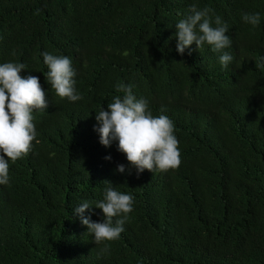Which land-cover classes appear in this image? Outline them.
Returning <instances> with one entry per match:
<instances>
[{
    "label": "trees",
    "instance_id": "1",
    "mask_svg": "<svg viewBox=\"0 0 264 264\" xmlns=\"http://www.w3.org/2000/svg\"><path fill=\"white\" fill-rule=\"evenodd\" d=\"M193 5L221 18L229 47L178 53ZM45 52L70 58L81 99L56 94ZM6 62L39 78L48 107L33 110L36 139L0 185V264H264V0H0ZM120 83L173 121L178 168L137 175L118 141L100 143L96 113L123 98ZM108 187L133 210L118 239L96 244L74 209L87 202L83 216L102 222Z\"/></svg>",
    "mask_w": 264,
    "mask_h": 264
},
{
    "label": "clouds",
    "instance_id": "2",
    "mask_svg": "<svg viewBox=\"0 0 264 264\" xmlns=\"http://www.w3.org/2000/svg\"><path fill=\"white\" fill-rule=\"evenodd\" d=\"M211 9L198 10L192 6L191 15L176 24L177 51L181 55L193 43L200 49L205 43L219 52L231 45V38L226 35L229 29L219 16L209 15ZM244 22L256 26L260 23L259 13H245ZM215 24V27L213 26ZM190 54V53H189ZM44 63L48 66L47 79L51 82L56 94L70 101L81 97L76 93L74 77L76 72L72 61L67 56H54L43 53ZM233 56L224 52L219 56L220 63L227 67ZM26 68L23 63L6 62L0 64V185L9 180V160L15 162L26 156L32 148L37 132L33 123L34 109H47L48 100L39 78L29 75L22 77L21 71ZM117 92L124 93L123 98L116 96L112 103L96 113L99 127L94 129L100 135V143L109 146L118 141V150L126 155L129 164L137 170V175L145 169L167 171L178 168L181 164L179 141L174 134L173 121L165 114L153 116L149 103L144 98L137 99L132 86L120 83ZM5 156L8 158L5 159ZM111 159V157H106ZM117 170L125 172L123 164ZM134 197L115 190L106 189L105 200L95 207L102 210V222H93L83 216L89 203L80 204L74 212L81 217L82 224L94 234L96 244L103 241H114L124 231L127 214L133 210ZM124 214L122 218L115 219ZM102 252L108 251L105 245Z\"/></svg>",
    "mask_w": 264,
    "mask_h": 264
}]
</instances>
